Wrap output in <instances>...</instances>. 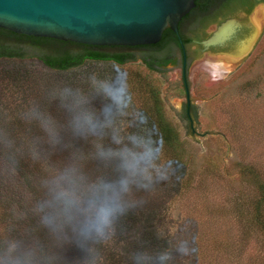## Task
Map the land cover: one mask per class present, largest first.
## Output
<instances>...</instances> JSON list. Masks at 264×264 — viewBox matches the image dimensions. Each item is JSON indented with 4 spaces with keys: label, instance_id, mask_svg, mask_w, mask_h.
I'll list each match as a JSON object with an SVG mask.
<instances>
[{
    "label": "rangeland",
    "instance_id": "rangeland-1",
    "mask_svg": "<svg viewBox=\"0 0 264 264\" xmlns=\"http://www.w3.org/2000/svg\"><path fill=\"white\" fill-rule=\"evenodd\" d=\"M257 6H264V0L256 2L250 11ZM261 9L263 14L264 7ZM242 11V5H238L232 12L237 16ZM258 26L261 30L255 43L238 61L230 60L234 57L230 52L211 55L189 49L186 80L193 106L189 117L184 110L187 95L182 83L179 48H174L176 63L161 68L158 77L162 111L178 132L187 171L177 180L169 166L161 168L160 173L166 174L167 179L160 180L154 173L147 190H133L137 205L117 221L131 224V228L125 236H119L116 224L112 240L99 246L104 248L101 254L107 258L105 264H133L132 254L137 251L146 253L140 257V264H160L156 256L165 251L170 259L164 264H263L264 237L250 221L251 203L260 196L258 187L264 183V19ZM212 28L211 24L207 26L209 31ZM250 33L251 30L245 28L239 39L249 37ZM239 46H243V40ZM38 51L35 48L25 51L29 57L26 64L0 67L2 241L16 238L28 243L37 240L38 235H30L27 239L18 230L13 231L18 226L13 215L16 209L18 212L24 208H13V203L12 208L8 205L10 198L16 199L4 191L2 183L10 170L15 171L9 175L12 185L26 168L29 191L19 201L28 205L42 195L39 180L45 175L46 167L63 165L72 159L73 153L89 157L85 167L93 177L114 175L110 166L91 158L94 152L91 138L73 137L66 128H60L61 143L55 146L49 143L31 110L35 107L51 115L58 125H64L67 115L59 107L58 100L50 99V94L65 85L88 90L95 75L83 67L64 71L45 67L37 58ZM166 52L167 49H133L134 60L129 65L139 63L144 56H162ZM208 56L230 64L232 72L225 74L221 69V78L212 80L204 65ZM93 104L99 108L100 98L97 97ZM131 109L137 113L134 102H131ZM133 123L134 117L129 115L118 120V128L133 131L134 128L129 127ZM104 142L109 144L110 140L106 138ZM3 149H7V153L3 154ZM34 155L38 159H34ZM5 163L11 164L9 168ZM18 165L25 167L18 169ZM146 232L152 237L166 239L168 247L157 251L140 244ZM45 239L57 256L53 264H84L85 257L74 246L61 250L46 235ZM179 245L189 248V254L179 255L176 251Z\"/></svg>",
    "mask_w": 264,
    "mask_h": 264
},
{
    "label": "clouds",
    "instance_id": "clouds-1",
    "mask_svg": "<svg viewBox=\"0 0 264 264\" xmlns=\"http://www.w3.org/2000/svg\"><path fill=\"white\" fill-rule=\"evenodd\" d=\"M205 69L212 80L232 72L230 64L206 60ZM90 87L65 85L50 94L64 110L67 120L58 125L51 115L31 110L39 121L42 131L53 146L61 143L60 128H66L73 137L92 139L94 152L91 158L113 169L114 175L93 177L86 171L89 157L73 153L72 159L60 166H48L39 180L42 193L32 206V214L48 239L57 249L75 247L85 257L84 264H95L99 258L98 246L108 244L116 233L120 217L135 207L138 201L133 190H147L155 177L167 179L160 169L169 164H160L156 156V140L142 114L131 109L127 90L116 77L93 78ZM99 97L101 106L93 101ZM133 116L135 131L118 128V120ZM123 133V134H121ZM110 143L105 144V139ZM114 145V146H113ZM38 159L37 156H33ZM181 256L189 254V248L179 245ZM145 252L132 254L133 264H140ZM56 253L39 240L24 242L7 238L0 242V264H53ZM160 264L170 259L165 252L158 253Z\"/></svg>",
    "mask_w": 264,
    "mask_h": 264
},
{
    "label": "trees",
    "instance_id": "trees-1",
    "mask_svg": "<svg viewBox=\"0 0 264 264\" xmlns=\"http://www.w3.org/2000/svg\"><path fill=\"white\" fill-rule=\"evenodd\" d=\"M228 1L230 3L225 4ZM222 2H224V5L220 7L219 11L223 14L231 13L236 6L243 5V2H239V0H222ZM250 10L251 7L245 8L246 12H250ZM70 47H75L76 50H72ZM175 47L179 48L178 40L169 28L164 30L162 38L158 43L138 46L88 45L48 37L17 34L0 28V67L9 66V68H13L14 66L17 67L19 64H26L29 57L26 55L27 52L25 51L30 48H35L39 50L38 60L45 67L50 69L64 71L83 67L93 72L95 75L93 78L116 77L121 86L127 90L130 102H134V105L137 107V114H142V116L146 118L147 126L157 142L156 156L159 162L162 164H169V168L178 180L180 178L182 179L186 174L187 165L182 156V142L178 136V132L166 119L162 111L163 103L160 96V79L158 77L162 67H165L169 63H176L174 57ZM44 49H49V51ZM133 49H167V52L162 56H144L139 63L129 65V62L134 60L131 53ZM186 69L187 67L183 72L184 76L187 72ZM186 117H188L187 114ZM135 130L134 128L133 131ZM1 152L3 154L7 153V149H3ZM5 158H7V156H5ZM15 160L17 159H14V161ZM9 163H5L6 168H9V165L13 162H11V164ZM23 166L18 165V169ZM10 173H15V171L13 170L11 172L10 170ZM10 173H5V177L3 178L5 180L2 181V183H4V191H6L10 197H16L15 200H17V202L15 203V200L13 201L10 198L8 205L12 208L13 203V208H24L21 211L18 209V212L16 209V214L13 215V218L17 220L18 224V226H16L17 229H13V231L18 230V233L25 236L27 239L30 235H36L38 233V235H36L37 240L46 244V234L39 228L37 218L31 211L33 204H22L19 201L20 197L29 191L26 181L28 175L26 173V168L23 174L22 171L20 172V177H17L12 182L14 183L12 185L11 178L9 177ZM21 184H24L25 187H22ZM180 185H182L181 182ZM258 189L260 196L256 201L253 200L251 203V212H253V214H251L252 218L250 221L253 222V225L259 229L261 235L264 237L263 182L259 184ZM117 224V234L119 236H125L129 228H131V224L125 225L123 222H118ZM0 242H2L1 239ZM140 242V244L150 246L153 250L157 251L165 250L168 247V241L166 239L152 237L148 232L142 234ZM98 249L99 258L95 261V264H105L107 258L101 254L104 248H99L98 246Z\"/></svg>",
    "mask_w": 264,
    "mask_h": 264
},
{
    "label": "water",
    "instance_id": "water-1",
    "mask_svg": "<svg viewBox=\"0 0 264 264\" xmlns=\"http://www.w3.org/2000/svg\"><path fill=\"white\" fill-rule=\"evenodd\" d=\"M196 0H0V28L17 34L98 46L158 43L169 28L180 41L178 24ZM257 6L213 26L202 41L205 54L230 52L238 61L258 37L264 12ZM251 30L239 46V35ZM231 44V45H230ZM214 47L216 51H209ZM233 48V49H230ZM208 50V51H207Z\"/></svg>",
    "mask_w": 264,
    "mask_h": 264
},
{
    "label": "flooded vegetation",
    "instance_id": "flooded-vegetation-1",
    "mask_svg": "<svg viewBox=\"0 0 264 264\" xmlns=\"http://www.w3.org/2000/svg\"><path fill=\"white\" fill-rule=\"evenodd\" d=\"M262 0H239L243 2L242 8L251 7ZM224 2L222 0H196L195 6L179 21L178 29L180 41L178 40L179 49L182 57V83L183 88L186 91L187 101L184 105L185 114L190 116V111L192 109V104L189 100L187 94V80L186 75L184 76V70L189 65V49L193 48L198 53H205L202 41L211 35V30L207 29L208 25L216 26L220 24L223 20L234 17V13L223 14L219 11L220 7ZM230 3L229 1L225 4ZM245 4V5H244ZM241 35V34H240ZM239 35V36H240ZM231 45V44H230ZM230 49H233L230 47ZM216 51L214 47H210L209 51ZM208 51V50H207ZM208 54V53H207ZM187 71V69H186Z\"/></svg>",
    "mask_w": 264,
    "mask_h": 264
},
{
    "label": "bare ground",
    "instance_id": "bare-ground-1",
    "mask_svg": "<svg viewBox=\"0 0 264 264\" xmlns=\"http://www.w3.org/2000/svg\"><path fill=\"white\" fill-rule=\"evenodd\" d=\"M258 17L262 15V9L258 10ZM208 60H212L210 56L207 57ZM206 60V59H205ZM214 60V59H213Z\"/></svg>",
    "mask_w": 264,
    "mask_h": 264
}]
</instances>
